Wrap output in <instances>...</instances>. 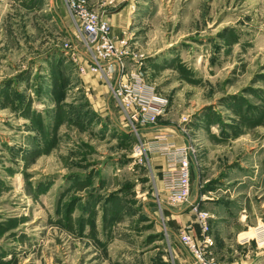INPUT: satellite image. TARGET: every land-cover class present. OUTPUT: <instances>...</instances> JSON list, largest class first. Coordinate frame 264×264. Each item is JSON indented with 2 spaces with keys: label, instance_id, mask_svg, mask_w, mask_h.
Returning a JSON list of instances; mask_svg holds the SVG:
<instances>
[{
  "label": "rangeland",
  "instance_id": "obj_1",
  "mask_svg": "<svg viewBox=\"0 0 264 264\" xmlns=\"http://www.w3.org/2000/svg\"><path fill=\"white\" fill-rule=\"evenodd\" d=\"M137 8L124 62L194 145L191 209L207 214L211 256L256 255L237 238L264 222V0ZM77 33L65 0H0V264H174L144 140L113 99L112 115L93 102Z\"/></svg>",
  "mask_w": 264,
  "mask_h": 264
},
{
  "label": "built area",
  "instance_id": "obj_2",
  "mask_svg": "<svg viewBox=\"0 0 264 264\" xmlns=\"http://www.w3.org/2000/svg\"><path fill=\"white\" fill-rule=\"evenodd\" d=\"M69 15L77 28L78 40L75 50L80 52V45L85 51V63L80 65L82 71L88 69L94 74H101L107 79L116 71L111 63L125 67L123 55L126 53L125 40L117 41L111 32V25L99 11L92 8L89 0H65ZM83 62V61H82ZM108 62V64H106ZM112 96L117 107L131 131L142 141L139 129L158 122L165 115L168 101L162 99L156 88L147 82L143 71L123 72L119 81L111 83ZM153 149H157L153 147ZM161 154L167 155V163L161 170V180L166 193L167 206L174 207L190 201L192 192V164L194 146H172L158 148ZM148 148L145 143L138 144L136 155L141 162L148 159ZM197 210V207L194 208ZM196 222L200 225L201 236L193 230V224L184 227L180 232V241L193 255L196 264H217L211 256L212 236L207 222V214L198 211Z\"/></svg>",
  "mask_w": 264,
  "mask_h": 264
},
{
  "label": "crops",
  "instance_id": "obj_3",
  "mask_svg": "<svg viewBox=\"0 0 264 264\" xmlns=\"http://www.w3.org/2000/svg\"><path fill=\"white\" fill-rule=\"evenodd\" d=\"M90 5L95 10L99 11L102 17L108 21L111 25V32L112 35L115 37L117 41L125 40L127 41L128 38L137 31L138 27L137 24L140 22V15L141 12H139V9L137 8L139 4V0H89ZM64 18L67 16L63 14ZM62 18L64 24L66 25V21ZM69 18V17H68ZM80 46V52L79 56L82 58L80 62L85 63V51L83 50V47L81 44ZM81 63V64H82ZM108 64V62L106 63ZM114 68H116V71L111 75L110 79H107L105 76L101 74H94L92 72H89L88 69L80 74V76L84 79L85 85L88 87V89H91L94 92V96L92 95L93 102L96 103L97 106H99L100 111L104 110L106 111V114L112 115L111 110V100L115 99L112 96V89H111V83H115L119 81L122 70L123 72H131L136 71L133 69H129L126 65L123 67V69L120 68L119 63H111ZM125 64V62H124ZM147 79V78H146ZM148 82V81H147ZM151 84L150 82H148ZM152 85V84H151ZM153 86V85H152ZM155 87V86H154ZM156 88V87H155ZM157 91V90H156ZM157 94L164 100H169L162 95H160L157 91ZM115 104L117 105L116 101ZM167 114V111L165 115ZM162 116L159 117L158 122L154 124H149L147 126H144L139 129L141 139L144 140L143 143L148 148V160L146 161L149 163L155 170L157 171V177L159 179V182H161V185L163 187V183L161 180V170L165 167L167 163V155L161 154V152L158 150V148L161 150L162 148H166L169 146H172L173 148H178L182 146H190L193 145L189 140H187L186 136L181 132V127L178 124H172V123H165L162 122ZM131 130V129H130ZM127 133H129L127 131ZM131 135V134H130ZM194 146V145H193ZM153 147H156L157 149H153ZM228 180V183L233 182L231 178L227 179L226 177H223V181ZM202 182V181H201ZM164 189V188H163ZM204 195V193H203ZM166 198V197H165ZM191 198V197H190ZM195 201V198L190 200L189 202L170 207L166 206V210L164 213L165 219L168 220V223L166 225V231L171 236L173 242H175V257H174V264H196L193 255L183 246V244L180 241L179 232L186 227L189 224H193L194 230L193 232L197 236H201V229L200 225L196 222V212L194 211V208L191 209L193 206V202ZM204 207V203L202 204ZM201 206V207H202ZM177 207V208H175ZM164 212V210H163ZM261 220L250 224L246 222H242L244 228L245 225H248L249 228L254 229L255 234L249 235L244 238H237V243L239 245H242L244 247L251 246L252 244L256 246V248L259 250V253L256 255H251V250L248 249L245 251V255H241L238 252V255L235 256V253L233 256H235L234 260L231 262V264H256L260 260L264 261V222L261 224ZM241 226V225H240ZM239 229L238 236H241L242 233L250 232V229Z\"/></svg>",
  "mask_w": 264,
  "mask_h": 264
},
{
  "label": "trees",
  "instance_id": "obj_4",
  "mask_svg": "<svg viewBox=\"0 0 264 264\" xmlns=\"http://www.w3.org/2000/svg\"><path fill=\"white\" fill-rule=\"evenodd\" d=\"M127 134V133H126Z\"/></svg>",
  "mask_w": 264,
  "mask_h": 264
}]
</instances>
